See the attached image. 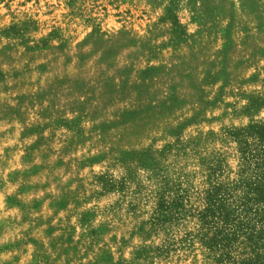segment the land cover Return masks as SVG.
<instances>
[{
  "label": "rangeland",
  "instance_id": "374dc122",
  "mask_svg": "<svg viewBox=\"0 0 264 264\" xmlns=\"http://www.w3.org/2000/svg\"><path fill=\"white\" fill-rule=\"evenodd\" d=\"M259 128L264 0H0V264L247 259Z\"/></svg>",
  "mask_w": 264,
  "mask_h": 264
},
{
  "label": "trees",
  "instance_id": "16d2710c",
  "mask_svg": "<svg viewBox=\"0 0 264 264\" xmlns=\"http://www.w3.org/2000/svg\"><path fill=\"white\" fill-rule=\"evenodd\" d=\"M262 128H259L261 131L259 133L263 140L264 130ZM251 157L255 167L250 180L247 181L249 194L240 200L241 203L236 208L237 216L230 217L222 211L220 213L221 220L227 224L223 230L231 231L232 234L241 233L250 243L252 254L247 259L234 264H264V146L260 153L253 154ZM223 230L218 228L216 232L221 235ZM224 239L227 238L225 236L220 238L221 243Z\"/></svg>",
  "mask_w": 264,
  "mask_h": 264
}]
</instances>
